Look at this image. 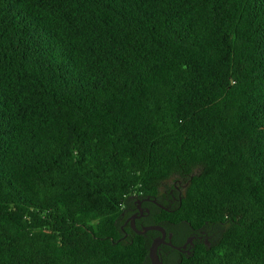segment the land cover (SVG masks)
Segmentation results:
<instances>
[{
  "label": "trees",
  "instance_id": "obj_1",
  "mask_svg": "<svg viewBox=\"0 0 264 264\" xmlns=\"http://www.w3.org/2000/svg\"><path fill=\"white\" fill-rule=\"evenodd\" d=\"M174 183L173 264H264V0H0V264H150Z\"/></svg>",
  "mask_w": 264,
  "mask_h": 264
},
{
  "label": "flooded vegetation",
  "instance_id": "obj_2",
  "mask_svg": "<svg viewBox=\"0 0 264 264\" xmlns=\"http://www.w3.org/2000/svg\"><path fill=\"white\" fill-rule=\"evenodd\" d=\"M186 189L187 184L174 183L173 188L160 187L156 195L135 198L121 227L125 232V238L130 232L145 237L150 233L151 243L159 242L157 257L163 264H173L176 259L192 257L198 245L209 246L212 239V236L203 229L183 230L175 222L162 218V211L178 210ZM149 227L163 228L165 238L161 230H148Z\"/></svg>",
  "mask_w": 264,
  "mask_h": 264
},
{
  "label": "water",
  "instance_id": "obj_3",
  "mask_svg": "<svg viewBox=\"0 0 264 264\" xmlns=\"http://www.w3.org/2000/svg\"><path fill=\"white\" fill-rule=\"evenodd\" d=\"M148 230H161L162 233H163V238H165L166 236V233H165V230L160 227H149L147 228ZM158 245H159V242L155 241L151 247H150V250H149V258H150V261L152 264H163L162 262H160V260L158 259L157 257V248H158ZM178 250H180V248H176Z\"/></svg>",
  "mask_w": 264,
  "mask_h": 264
}]
</instances>
